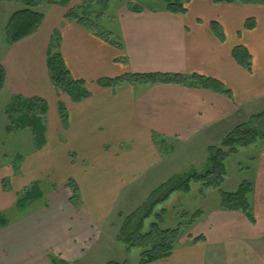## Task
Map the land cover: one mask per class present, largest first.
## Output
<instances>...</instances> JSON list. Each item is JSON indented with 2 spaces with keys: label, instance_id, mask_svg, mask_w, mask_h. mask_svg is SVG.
<instances>
[{
  "label": "crops",
  "instance_id": "1",
  "mask_svg": "<svg viewBox=\"0 0 264 264\" xmlns=\"http://www.w3.org/2000/svg\"><path fill=\"white\" fill-rule=\"evenodd\" d=\"M186 7L184 14L124 10L117 18L118 47L66 20L65 7L52 4L37 31L9 47L0 63L4 90L41 99L51 113L45 143L17 172L0 170V264L83 263L119 194L157 168V141L213 144L248 121L240 119L245 111L253 109L252 116L264 108V6L190 0ZM248 20L250 29L244 27ZM54 33L64 66L89 93L79 102L63 99L50 81L46 63ZM237 46L249 55V69L234 60ZM126 74L199 75L217 80L230 95L175 84H96ZM252 146L257 168L245 180L253 186L254 222L217 204L186 223L169 258L152 264H264V139ZM33 183L42 186L44 199L19 210L18 195Z\"/></svg>",
  "mask_w": 264,
  "mask_h": 264
},
{
  "label": "trees",
  "instance_id": "2",
  "mask_svg": "<svg viewBox=\"0 0 264 264\" xmlns=\"http://www.w3.org/2000/svg\"><path fill=\"white\" fill-rule=\"evenodd\" d=\"M11 2L12 0H0V2ZM22 3L23 9L14 12L7 22L5 27V41L8 47L13 46L30 36H32L41 25L44 14L35 11L43 3L48 5L55 4L48 0H15ZM163 3L162 9L171 14H184L187 11L186 5L190 0H152ZM213 3H226L234 4L240 3L244 5H262L264 0H211ZM59 4L60 6H65ZM145 8L138 5H131L129 11L139 13L144 11ZM151 9V8H149ZM153 9V8H152ZM151 9V10H152ZM155 10V9H153ZM66 20L74 21L82 28L92 32L102 39H106V35L97 31L96 25L90 23L82 17H78L74 11H68L65 15ZM244 27L250 29L252 23L248 20ZM212 28L216 29L218 26L212 24ZM116 44V41H111ZM59 34L54 33L47 53V69L52 85L56 90L65 91L73 102H79L88 97L89 93L85 89L83 81L74 80L69 71L63 64L62 58L58 52ZM119 47V46H118ZM234 60L243 68L249 69V55L245 48L237 46L232 51ZM6 81V72L2 65H0V92L4 89ZM132 84H175L193 86L204 90L213 91L215 93L230 95L227 90L217 80L207 78L199 75L184 76L180 74H126L124 76L105 79L97 81V85L101 87H114L121 83ZM33 103H44L43 100L38 98L27 99L20 96L11 97L10 103L7 105L8 119L11 115L19 111L22 115L20 121H16L20 129L28 126L31 132L36 131V125L39 119L32 120L30 112ZM27 111V112H26ZM60 117L62 124L66 123V110L63 105H59ZM26 112V113H25ZM6 113V114H7ZM45 112L42 114L44 116ZM43 118V117H42ZM44 119V118H43ZM14 125V124H13ZM42 131H43V126ZM9 131V129L7 128ZM43 141H44V136ZM264 139V112L253 115L247 122L236 126L222 139L219 146H210L207 148V160L204 170L201 172L188 171L186 173L177 174L158 188L152 191L148 199L138 207L133 213L125 216L122 226L120 228L117 240L125 246L126 252L132 248L141 249L138 264H152L154 262L164 260L170 257L173 252L174 246L180 236V225L175 229L162 230L163 218L160 215L156 216V222L149 225V230L144 232V223L148 220L154 209L168 200V198L175 192L188 193L190 191L191 183L200 184V194L209 188L218 189L222 184L226 174L227 165L226 160L231 155H236L240 148H245L255 145L258 140ZM43 145V144H42ZM227 149V150H226ZM67 187L73 194V197L78 195V189L72 180L67 182ZM2 188L5 192L10 191L9 181L4 179L2 181ZM253 192V186L250 182H243L236 192L226 193L219 190L220 203L219 206L223 210L240 212L250 222H254L252 210L250 206V195ZM44 199L43 188L39 183H33L28 188L23 190L19 195L16 207L22 210L27 204L36 200ZM201 211L193 214L188 223H193L199 216ZM122 217V214L118 215ZM1 219V217H0ZM198 238L195 241L202 240ZM105 264H128L127 262H107Z\"/></svg>",
  "mask_w": 264,
  "mask_h": 264
},
{
  "label": "rangeland",
  "instance_id": "3",
  "mask_svg": "<svg viewBox=\"0 0 264 264\" xmlns=\"http://www.w3.org/2000/svg\"><path fill=\"white\" fill-rule=\"evenodd\" d=\"M48 1L58 5L64 4V1H66L64 6L66 13L70 10L74 11L78 17L85 18L90 23L95 24L97 31L104 33L106 35V40L109 42L117 41V18L120 13L126 9L128 10L131 5L141 6L145 8L144 10H151L152 8L160 9L163 7V3L152 0ZM46 7L47 4L43 3L40 7L35 9V11L44 14ZM21 9H23L22 3L15 0L11 2H0V63H2L6 52L10 50L5 41V27L9 17L14 12ZM59 92L63 99H70L65 91L59 90ZM11 97L13 96H10L4 89L0 92V170L2 168H12L17 172L19 168H21L24 159L45 143L46 117L48 113H51V109L48 111L45 103H33L34 105L31 108L32 112H30V116H32V120L36 118L39 119L36 125V131L31 132L28 126L24 129H20V127H18L19 125L15 123L21 120L22 115L19 111L13 115L9 114V116L11 115V119H8L6 109L8 103H10ZM253 111V109L247 110V112L245 111L240 119L247 120L248 118L249 120L253 115L263 113L264 108L256 110L257 113L249 116V113ZM44 112L45 114L42 116ZM41 126H43V131ZM54 133L51 135H53L55 139L56 136H61L59 128H57ZM42 136H44V141ZM259 141L261 140H258V142ZM156 143H158L157 145L159 146L160 155L162 157L157 168H154L145 178L123 191L122 194H119L116 198L117 203H115L110 219L101 232L95 231V245L89 250L83 263L81 262L80 264H105L110 261L138 264L141 249L132 248L129 252H126L125 246L117 240L125 216L130 215L140 207L148 199L152 191L169 178L188 171H203L208 156L207 148L210 146H219L221 140L213 142V144L212 142L200 140L185 142H161L159 140ZM248 147H245L247 149L240 148L239 154H233L228 157L226 160L227 174L218 189L209 188L205 190L203 196H201V185L191 183L188 193H173L167 201L154 209L151 217L144 223V232L149 230V225L151 223L156 222L157 215L163 218V224L161 225L162 230L175 229L180 225L181 231H183L187 225L186 223L189 222L191 216L197 211L206 212L208 208L215 207L217 204L219 206V190L226 193H234L243 182H248L245 180L248 176H254L255 174L254 168L256 164L251 160L256 154L253 146L251 148ZM248 166L249 171L246 173V167ZM30 205L32 204H27L23 210L30 209ZM17 212L18 210L15 209L14 214ZM119 214H122V217H119ZM9 219L10 217H7V220ZM189 232H191V229L186 231V233ZM181 233L183 234V232ZM186 233L184 235H186Z\"/></svg>",
  "mask_w": 264,
  "mask_h": 264
}]
</instances>
